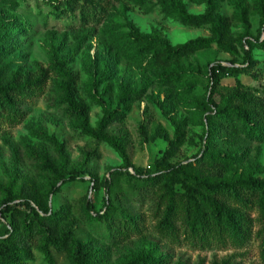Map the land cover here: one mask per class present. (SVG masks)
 Masks as SVG:
<instances>
[{
  "label": "rangeland",
  "instance_id": "obj_1",
  "mask_svg": "<svg viewBox=\"0 0 264 264\" xmlns=\"http://www.w3.org/2000/svg\"><path fill=\"white\" fill-rule=\"evenodd\" d=\"M177 1L191 14L202 13L205 6V0ZM237 1L222 0L219 12L233 16ZM94 3L100 10V19L97 24L83 25L78 13L58 15L45 0H0V15L15 30L0 38L2 73L19 71L25 75L35 73L39 65L46 67L57 60L70 62L79 74L76 99L86 107L91 129L97 127L104 110L122 113L119 120L106 128V133L125 142L134 169L142 171L194 162L206 146L213 154L230 153L236 158L232 175L247 170L264 178V140L257 141L256 132L240 134V144L235 148H230L225 138L215 132L201 138L208 127L206 114L211 112L202 104L212 88L209 66L216 62L229 65L231 59H235V65H245L241 46L235 55L212 46L191 53L169 67H159L151 63L147 52L151 50L153 36L175 47L207 36L209 27L182 25L173 11L162 9L159 0ZM244 4L249 9L251 38L264 39V24L254 9V0H245ZM231 30L242 47L248 49L243 43L244 29L239 20L233 19ZM248 50L253 66L246 72L221 78L213 94L217 103L224 102L240 84L259 96L264 105V49ZM125 94L133 100L123 101ZM47 95L45 88L43 93L25 100L23 121L3 126L0 131V201L10 181L17 191L24 180L33 179L41 198H47L50 212L64 211L58 228L69 225L76 238L92 243L102 258L97 264H125L131 252L144 243L155 245L159 252L167 254L172 264H213L225 259L235 264H261L257 231L262 224L256 220L255 207L249 211L252 236L242 246L208 247L185 239L182 212L174 217L175 229L167 236L157 227L165 207L157 200L161 190L150 198L138 193L135 186L142 181L129 173L133 172L131 168L122 166L118 153L107 142L84 133L73 111L58 99L50 102ZM259 127L264 131L263 126ZM177 134L181 137L177 149L164 158V151ZM44 155L55 159L57 164L65 158L63 174L75 177L53 194L46 193L48 177L38 174L37 166ZM192 171L207 175L213 168L196 166ZM107 178L109 191L103 186ZM108 196L115 206L112 218L136 217L137 231L130 230L113 238L106 222L91 216L103 212ZM86 202L92 204V211H87ZM0 209L4 207L0 205ZM4 218L20 227L24 213L4 211ZM5 226L0 215V236L4 235ZM43 243L44 238L39 236L37 244L19 264H49ZM50 255L52 264H71L66 252L50 249Z\"/></svg>",
  "mask_w": 264,
  "mask_h": 264
},
{
  "label": "trees",
  "instance_id": "obj_2",
  "mask_svg": "<svg viewBox=\"0 0 264 264\" xmlns=\"http://www.w3.org/2000/svg\"><path fill=\"white\" fill-rule=\"evenodd\" d=\"M98 1L45 0L53 5L58 15L78 13L83 25L97 24L99 21L100 10L97 3H94ZM122 1L129 3L131 0ZM134 1L141 3L143 0ZM221 2L222 0H205L203 12L191 14L177 0H159L162 9L173 11L182 25L208 26L209 34L190 39L175 47L161 43L159 38L153 36L149 44L151 50L147 52L151 55V63L165 68L191 53L212 46L230 55H235L237 47L241 46L246 66L235 65V59L229 60V65L220 62L210 65L208 73L212 88L202 102L203 106L208 107L211 112L206 114L208 127L201 138L215 132L217 136L225 138L230 148H235L240 144V134L248 135L249 132H256V140H264V131L259 127H264L263 101L249 88L242 87L239 83L222 103L214 101L213 94L223 76H235L251 69L254 61L248 49L252 47L264 49V39L250 36L249 9L244 4L245 0L236 2L237 12L233 16H226L219 12ZM254 4V9L263 25L264 0H254ZM233 19L241 22L245 35L243 43L248 49H244L239 38L232 33ZM11 32L15 33V30L0 15V38L2 34ZM2 71L3 67H0V131L3 126L21 123L26 115L22 108L24 101L43 93L46 88L47 99L50 102L54 103L58 99L60 104H66L75 114L80 129L96 139L107 142L120 156L122 166L126 169L131 168L133 172L129 173L141 179L142 184L135 186L138 193L150 198L156 197L155 192L161 190L157 197L158 204L161 202L165 204L157 222L161 232L167 236L172 235L175 229L173 219L182 212L185 239L208 247L242 246L252 236L253 223L249 218V211L255 207L258 211L256 220L262 224L257 231V237L260 238L261 264H264V178L254 176L247 170L232 175L231 168L237 163L232 154H213L209 147L205 146L200 157L194 162H177L165 168L142 171L134 169L125 142L114 139L106 133V128L119 120L122 113L117 110H104L97 127L91 129L88 125L86 107L76 99V83L79 80V74L70 62L57 60L46 67L39 65L35 73L28 72L25 75L19 71L4 75ZM167 77L170 75L168 74ZM122 100L129 102L133 100V97L125 94ZM43 136L46 138L45 134ZM180 139V135L177 134V138L169 143L164 151V158L172 155ZM51 140L55 142V139ZM58 147L62 148V145L58 144ZM61 163L57 164L55 159L44 155L37 166L38 174L47 176L50 181L47 184V194L57 192L63 183L75 179L73 176L65 177L62 172L65 158ZM205 165H210L213 171L207 175L192 171L196 166ZM12 185L13 181H10L4 188L5 194L0 201V205L4 207L0 209V215L7 225L4 228V235L0 236V264H19L29 249L37 244L39 236L44 238L42 247L49 264H52L50 249L66 252L71 264H97L102 261L92 243L76 238L69 225L58 228L57 223L64 217V211L58 214L50 212L47 198H41L33 179L24 180L17 191ZM103 186L109 191L110 179H104ZM15 199L18 201L15 202ZM104 206L102 213L97 212L91 216L106 222L107 228L111 231V237L126 235L130 230L137 231L136 217L122 215L119 220L112 218L111 212L115 206L110 196L106 197ZM86 209L88 212L92 211L93 206L90 202H86ZM12 210H22L24 213V220L20 227L4 218V211ZM125 264L172 263L167 254L159 252L155 245L144 243L131 252ZM213 264L235 263L225 259Z\"/></svg>",
  "mask_w": 264,
  "mask_h": 264
}]
</instances>
